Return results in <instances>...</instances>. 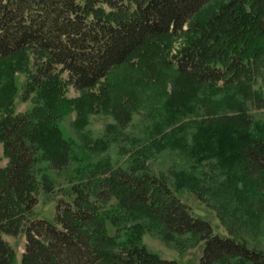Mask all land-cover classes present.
<instances>
[{
  "label": "trees",
  "instance_id": "trees-1",
  "mask_svg": "<svg viewBox=\"0 0 264 264\" xmlns=\"http://www.w3.org/2000/svg\"><path fill=\"white\" fill-rule=\"evenodd\" d=\"M16 73L24 112L14 108ZM149 89L168 111L164 142L199 164L214 160L222 178L212 182L234 196L226 208L255 217L264 207V126L255 131L251 113L264 108V0H0V264H17L4 236L18 234L19 264H180L142 242L151 226L202 242L195 264H264V250L234 231L212 233L192 213L177 193L189 173L173 181L137 157L76 164L59 120L74 112L81 131L102 113L125 128ZM81 139L107 149V138ZM49 172L65 183L55 187ZM49 201L53 223L36 212Z\"/></svg>",
  "mask_w": 264,
  "mask_h": 264
},
{
  "label": "rangeland",
  "instance_id": "rangeland-1",
  "mask_svg": "<svg viewBox=\"0 0 264 264\" xmlns=\"http://www.w3.org/2000/svg\"><path fill=\"white\" fill-rule=\"evenodd\" d=\"M178 43H174V49ZM17 94L14 98V108L17 112H24L31 107L29 102L19 99L24 75L15 74ZM152 90H146L142 101L136 111L133 112L130 122L125 128L116 126L110 115L98 113L87 115V124L81 131L73 127L75 113L70 112L64 115L58 122V127L63 138L73 144V149L80 162L77 165H86L93 160L107 158L114 165L125 166L131 158H139L145 168L153 173H165L175 181L179 172L189 173L191 179L185 185L177 189V193L191 206L194 215L206 219L212 226V233L221 236H229L231 231L237 232L239 237L247 242V246L258 250H264V207L255 217H243L231 208H226L228 201L234 196L212 182L215 179L219 182L222 175L213 168L214 160L210 163H197L189 158L186 153L178 148L171 147L164 142L162 132L168 131L170 125L166 122L168 111L163 107L162 97L153 95ZM78 93L69 89L68 95L75 96ZM166 112V113H165ZM254 120V130L259 131L264 126V108L251 109ZM257 127V130L255 129ZM161 131H159V130ZM88 136L92 140H108L107 149L104 152H96L84 146L81 136ZM160 137L162 144L156 145L154 138ZM131 156V157H129ZM41 167L46 169L47 163L41 162ZM6 165L0 151V167ZM89 165L86 167L88 168ZM69 170L68 172H70ZM52 180L57 184L65 183V173L57 175L50 173ZM198 180V181H197ZM195 184V185H194ZM217 190V191H216ZM202 192V193H201ZM264 200V198H263ZM222 203V207H221ZM237 204L233 202V205ZM211 205V207H210ZM236 206V205H235ZM37 215L51 223L54 222V202L49 201L45 206H37ZM226 208V209H225ZM259 208V207H258ZM225 209V210H224ZM151 231L142 234V242L148 249L157 253L162 258L175 259L180 264H195L201 254L202 242L196 237L166 236L155 226ZM5 241L16 253V261L24 250L25 238L23 235L4 236Z\"/></svg>",
  "mask_w": 264,
  "mask_h": 264
}]
</instances>
